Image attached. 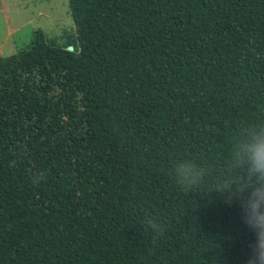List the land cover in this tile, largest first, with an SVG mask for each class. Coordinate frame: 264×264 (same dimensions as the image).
I'll list each match as a JSON object with an SVG mask.
<instances>
[{"label": "trees", "instance_id": "1", "mask_svg": "<svg viewBox=\"0 0 264 264\" xmlns=\"http://www.w3.org/2000/svg\"><path fill=\"white\" fill-rule=\"evenodd\" d=\"M68 4L67 46L37 30L0 58V264H246L254 234L214 189L243 175L236 125L264 121V0Z\"/></svg>", "mask_w": 264, "mask_h": 264}, {"label": "clouds", "instance_id": "2", "mask_svg": "<svg viewBox=\"0 0 264 264\" xmlns=\"http://www.w3.org/2000/svg\"><path fill=\"white\" fill-rule=\"evenodd\" d=\"M230 166L243 172L242 176L217 181L215 192L226 196L228 204L238 203L244 214V223L254 234L248 247L246 264H264V121L238 123L230 139L228 151ZM176 188L184 193L194 192L205 183L208 170L193 159H178L170 173ZM33 184L45 179L40 170L32 171ZM146 226L153 238L162 237L166 226L158 215H147Z\"/></svg>", "mask_w": 264, "mask_h": 264}, {"label": "rangeland", "instance_id": "3", "mask_svg": "<svg viewBox=\"0 0 264 264\" xmlns=\"http://www.w3.org/2000/svg\"><path fill=\"white\" fill-rule=\"evenodd\" d=\"M37 30L58 46H67L75 34L68 0H0L1 57L24 50Z\"/></svg>", "mask_w": 264, "mask_h": 264}, {"label": "water", "instance_id": "4", "mask_svg": "<svg viewBox=\"0 0 264 264\" xmlns=\"http://www.w3.org/2000/svg\"><path fill=\"white\" fill-rule=\"evenodd\" d=\"M68 50H69V51H73L74 48H73L72 46H69V47H68Z\"/></svg>", "mask_w": 264, "mask_h": 264}, {"label": "crops", "instance_id": "5", "mask_svg": "<svg viewBox=\"0 0 264 264\" xmlns=\"http://www.w3.org/2000/svg\"><path fill=\"white\" fill-rule=\"evenodd\" d=\"M0 58H1V54H0Z\"/></svg>", "mask_w": 264, "mask_h": 264}]
</instances>
